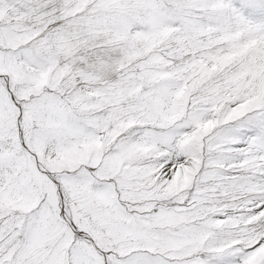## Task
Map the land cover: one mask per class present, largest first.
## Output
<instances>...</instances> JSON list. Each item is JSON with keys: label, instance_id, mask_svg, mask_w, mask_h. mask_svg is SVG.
Instances as JSON below:
<instances>
[{"label": "snow or ice", "instance_id": "snow-or-ice-1", "mask_svg": "<svg viewBox=\"0 0 264 264\" xmlns=\"http://www.w3.org/2000/svg\"><path fill=\"white\" fill-rule=\"evenodd\" d=\"M0 264H264V0H0Z\"/></svg>", "mask_w": 264, "mask_h": 264}]
</instances>
